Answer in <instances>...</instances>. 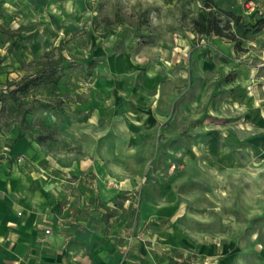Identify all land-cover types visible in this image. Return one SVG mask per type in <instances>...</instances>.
Masks as SVG:
<instances>
[{"label":"rangeland","instance_id":"1","mask_svg":"<svg viewBox=\"0 0 264 264\" xmlns=\"http://www.w3.org/2000/svg\"><path fill=\"white\" fill-rule=\"evenodd\" d=\"M16 1L19 14L0 16V46L12 45L1 48L0 75L17 81L60 61L93 69L33 90L25 103L54 108L29 129L17 117L0 128L29 140L53 131L46 150L122 170L143 198L171 207L162 221L182 238L216 242L231 264H264V29L238 48L198 35L192 20L205 0ZM209 1L253 23L246 0ZM257 8L264 13L262 0Z\"/></svg>","mask_w":264,"mask_h":264},{"label":"crops","instance_id":"2","mask_svg":"<svg viewBox=\"0 0 264 264\" xmlns=\"http://www.w3.org/2000/svg\"><path fill=\"white\" fill-rule=\"evenodd\" d=\"M21 4L0 0V16L19 14ZM258 42L264 49V37ZM10 80L1 74L0 88ZM17 134L0 128V264L233 262L216 242L182 238L175 224L162 221L171 207L143 198L129 175L100 156H58Z\"/></svg>","mask_w":264,"mask_h":264},{"label":"trees","instance_id":"3","mask_svg":"<svg viewBox=\"0 0 264 264\" xmlns=\"http://www.w3.org/2000/svg\"><path fill=\"white\" fill-rule=\"evenodd\" d=\"M250 0H246V3ZM221 15L226 16L223 22ZM247 20L253 23H247L240 15L236 16L231 12L220 11L212 6L209 0H205L203 10L198 13L196 19L192 20V27L198 35H213L224 38L234 43L237 48L240 42L249 33H258L264 29V13H254L244 15ZM231 25L234 27L232 31ZM93 66L86 64H77L75 62L60 61L50 64L44 63L37 65L31 71H28L17 81H6L3 88H0V121L10 118H18V125L29 129L34 122V115L39 111H48L53 109L52 105H45L36 99L25 103L24 99L33 91L57 86L62 78L71 72H86L90 75ZM233 76V75H231ZM232 79L228 78L227 81ZM14 116V117H13ZM33 116L28 121L27 117ZM55 133L53 131H43L34 136V141L40 144H46L53 141ZM26 135L18 132L16 138H25Z\"/></svg>","mask_w":264,"mask_h":264},{"label":"built area","instance_id":"4","mask_svg":"<svg viewBox=\"0 0 264 264\" xmlns=\"http://www.w3.org/2000/svg\"><path fill=\"white\" fill-rule=\"evenodd\" d=\"M257 1L258 0H250L245 3V15H252L258 11L257 8ZM264 2V0H262ZM256 8V9H255ZM260 13V12H259ZM261 14V13H260ZM263 14V13H262ZM50 233L49 230L45 231V234L48 235Z\"/></svg>","mask_w":264,"mask_h":264},{"label":"bare ground","instance_id":"5","mask_svg":"<svg viewBox=\"0 0 264 264\" xmlns=\"http://www.w3.org/2000/svg\"><path fill=\"white\" fill-rule=\"evenodd\" d=\"M116 181V180H115Z\"/></svg>","mask_w":264,"mask_h":264}]
</instances>
